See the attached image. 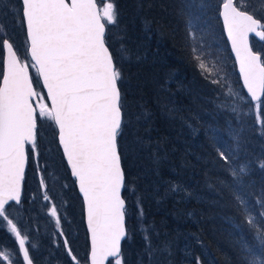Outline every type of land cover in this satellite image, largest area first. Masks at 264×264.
Masks as SVG:
<instances>
[{
	"label": "trees",
	"instance_id": "obj_1",
	"mask_svg": "<svg viewBox=\"0 0 264 264\" xmlns=\"http://www.w3.org/2000/svg\"><path fill=\"white\" fill-rule=\"evenodd\" d=\"M221 2L114 0L116 23L105 22L106 45L122 74L124 122L117 143L125 177L123 264H248L259 256L264 261V245L256 238L264 220L256 212L264 204V124L258 125L259 134L255 119L228 114L226 83L207 68L202 73L194 58L203 61L213 38L224 61L234 65L219 19ZM240 5L264 18V0H240ZM9 9L17 36L25 41L19 0H0V19L6 23ZM259 43L251 39L254 51ZM35 88L41 90L37 80ZM228 124L240 131L237 153L226 146ZM258 154L243 178L231 171L243 156ZM60 159L70 178L61 153ZM69 190L71 211L76 215L80 208L83 224L73 181ZM245 207L256 218L255 227L249 226Z\"/></svg>",
	"mask_w": 264,
	"mask_h": 264
},
{
	"label": "snow or ice",
	"instance_id": "obj_2",
	"mask_svg": "<svg viewBox=\"0 0 264 264\" xmlns=\"http://www.w3.org/2000/svg\"><path fill=\"white\" fill-rule=\"evenodd\" d=\"M19 3L22 5L21 23L26 26L28 52L43 79L51 106L31 103L33 97L43 98L33 89L27 64H21L9 39L0 36L3 63L0 218L7 222L19 246L15 262L6 251H0V261L19 264L22 255L23 264H34L26 246L28 236L22 235L21 229L9 218V209L10 202L21 203L29 151H36L38 120L47 119L58 128L64 157L83 194L91 234L90 264H105L108 258H114V264H123L121 241L126 238L127 230L125 201L121 197L124 173L117 143L124 122V105L118 86L122 74L105 39V21L112 25L117 20L114 0H108L102 10L97 9L95 0H19ZM220 16L239 63L244 87L256 102V120L264 124L260 111L264 105L261 100L264 96V57L250 45V34L264 41V18L242 7L240 0L235 3L223 0ZM0 30L6 34L3 22H0ZM194 58L202 73L206 71L205 63L198 56ZM212 83L219 81L212 80ZM28 145H31L30 150ZM41 187H45L43 180ZM44 199L49 197L45 195ZM240 203L245 201L240 199ZM261 208L259 216L264 217V204ZM51 215L57 217L56 207L51 209ZM248 222L253 227L257 224L250 214ZM56 223L59 227L58 217ZM259 225L256 238L264 245V231L260 230L264 229V220L259 221ZM261 254L264 255V249ZM68 255L77 260L70 249ZM248 264H264V261L257 257Z\"/></svg>",
	"mask_w": 264,
	"mask_h": 264
},
{
	"label": "rangeland",
	"instance_id": "obj_3",
	"mask_svg": "<svg viewBox=\"0 0 264 264\" xmlns=\"http://www.w3.org/2000/svg\"><path fill=\"white\" fill-rule=\"evenodd\" d=\"M7 1L10 3L13 0ZM97 2L100 3L99 10H102L108 0H97ZM12 16L13 13L9 9L6 13L7 23L0 19V22L6 25V34L3 30H0V34L3 38L9 39L19 59L29 67L35 88L36 80L39 82L37 72L28 59L26 40L22 41L16 34L11 19ZM211 40L213 41V49L211 51L207 48L203 50L202 55H205L203 62L211 75L219 78L222 84L226 83L228 91L226 94L231 98L228 103V114L239 118L247 116L248 121L250 119L256 120V104L251 103L247 98L240 83L236 84L237 81L234 79L235 76L238 79V76L235 67L224 61L221 45H217L219 43L215 42L213 38ZM259 44V51L264 57V41ZM35 92L39 97L43 98L37 99L38 103L47 104L42 89L35 88ZM260 111L261 115L264 116V105H262ZM260 124L256 120V128L259 134H261V128L258 126ZM228 126L231 133L229 135L231 141L230 144L226 142V146H233L234 151L237 153V150L241 148L237 142V134L240 131H236L234 126L231 128V124H228ZM51 130L56 136V129L52 121L47 119L38 120L36 151L34 153L29 151L21 203L18 205L12 204L9 210V218L21 229L22 235L28 236L26 246L29 247L30 256L34 258V264H77V261L78 264H86L88 254L87 233L84 222L82 224L81 221L80 208L78 207V214L76 215L71 211L70 205L73 202V197H71V190L69 189L72 187L73 180L65 174L61 164L60 152L53 142ZM27 148L30 150L31 145H28ZM228 151L234 159H238V157L234 156V151H230V147ZM258 156L259 154L254 156L253 159L243 156L235 163V167L231 171L240 175L248 174V165H255ZM241 168L244 169L243 172ZM41 180L44 181L45 187L43 188L41 187ZM45 195L49 197L48 200L44 199ZM53 207L57 209V217L60 221L59 227H57L56 223L57 217L51 215ZM257 208L256 212L259 213L262 208ZM81 210L83 218L82 207ZM66 241L67 247L65 246ZM32 245H35V247H32ZM18 249V243L15 240V236L8 230L7 222L0 218V251H6L10 259L15 262ZM69 249L77 258L76 261L68 255ZM258 258L263 261L260 256ZM112 261L114 264V260ZM0 264H6V262L0 261ZM19 264H23L22 255L19 256Z\"/></svg>",
	"mask_w": 264,
	"mask_h": 264
},
{
	"label": "water",
	"instance_id": "obj_4",
	"mask_svg": "<svg viewBox=\"0 0 264 264\" xmlns=\"http://www.w3.org/2000/svg\"><path fill=\"white\" fill-rule=\"evenodd\" d=\"M95 3H96V1H95ZM96 5H97V4H96ZM222 5H223V4L220 5L219 18H220V22H221V26H222V30H223V34H224L225 40H226V42H227V45H228V48H229L230 54H231V56H232V58H233V61H234V64H235V69H236V72H237V75H238V78H239V82H240V84H241V87H242V89H243L245 95L250 99L251 103H256V102H253V101L251 100V97H250V95L248 94L247 89L244 87V82H243V79H242L241 74H240L239 63H238L237 60H236L235 53L232 51L231 41L228 39L227 32H226V30H225V28H224V21H223V18L220 16V12L222 11ZM97 9H98V6H97ZM98 10H99V9H98ZM23 25H24V24H23ZM24 29H25V36H26V26H25V25H24ZM251 37L255 38L258 42H260V40H259L258 38H256V37H254V35L250 34V38H251ZM26 42H27V37H26ZM250 45H251V43H250ZM28 47H29V44H28V42H27V55H28L29 60H30V61L32 62V64L34 65V61L31 60L30 53L28 52ZM109 52H110V51H109ZM110 54H111V53H110ZM21 64H25V63H22V62H21ZM35 69H36V67H35ZM36 71H37V70H36ZM28 73H29V69H28ZM37 75H38V78H39V81H40L41 87H42V89H43V91H44V94H45V97H46V100H47L48 106H51V101L47 99V89L44 88V85H43V79H42V77L39 76L38 72H37ZM29 78H30V73H29ZM2 80H3V63H2V76H1L0 82H2ZM30 80H31V78H30ZM33 89H34V87H33ZM34 91H35V90H34ZM262 97H263V96H262ZM262 97H261V99H262ZM31 103H33L34 106L39 105V104H38V101H37V98H35V97L32 98ZM53 123H54V122H53ZM54 125H55V124H54ZM55 128H56V131H57V143H58V146H59V148H60V151H61V154H62L63 160H64L65 165H66V167H67V169H68V171H69L70 177L74 180V184H75L76 191H77V193H78V195H79V197L81 198V201H82V206H83V222H84L85 230H86V233H87V239H88L87 264H90V261L88 260V256H89L90 251H91V234H90V232L88 231V224H87V211H86V208H85V205H84L83 194H82V193L80 192V190H79V184H78V182L76 181V178H75V177L72 175V173H71V168H70V166H69L68 163H67V159H66V157H64V154H63V148H62V146H61L60 143H59L58 128H57L56 125H55ZM26 165H27V163H26ZM121 167H122V166H121ZM25 170H26V166H25ZM122 171H123V170H122ZM123 189H124V186L121 188V197H122ZM21 194H22V188H21ZM122 199H123V197H122ZM10 203H15V202H10ZM15 204H16V203H15ZM126 238H127V236H126ZM126 238H125V239H122V241H121V249H122V244H123V242L126 240ZM111 260H114V258H108V260L105 261V264H107V263H108L109 261H111Z\"/></svg>",
	"mask_w": 264,
	"mask_h": 264
},
{
	"label": "bare ground",
	"instance_id": "obj_5",
	"mask_svg": "<svg viewBox=\"0 0 264 264\" xmlns=\"http://www.w3.org/2000/svg\"><path fill=\"white\" fill-rule=\"evenodd\" d=\"M221 4H223V0H222ZM221 4H220V5H221ZM191 5H192V3H191ZM21 6H22V5H21ZM198 7H199V6H198ZM219 11H220V8H219ZM219 19H220V18H219ZM251 39L256 40L255 38L251 37V38H250V42H251ZM256 41H257V40H256ZM257 42H258V41H257ZM260 42H262V41H260ZM234 65H235V64H234ZM235 70H236V69H235ZM236 73H237V72H236ZM237 76H238V75H237ZM238 79H239V78H238ZM239 83H240V82H239ZM240 85H241V84H240ZM241 88H242V87H241ZM242 90H243V89H242ZM243 92H244V91H243ZM239 144H240V143H239ZM241 146H242V145H241ZM246 160H247V159H246ZM231 162H232V161H231ZM227 171H228V170H227ZM218 172H219V171H218ZM230 173H231V172H230ZM258 174H259V173H258ZM258 174H257V175H258ZM231 175H232V174H231ZM242 175H243V174H242ZM242 175H240V176L242 177ZM262 175H263V174H262ZM243 176H244V175H243ZM250 176H251V175H250ZM228 178H229V177H228ZM242 178H243V177H242ZM230 179H231V178H230ZM230 179H229V180H230ZM234 179H235V178H234ZM240 179H241V178H240ZM252 180H253V179H252ZM252 180H251V182H252ZM234 181H235V180H234ZM242 182H243V181H242ZM242 182H241V183H242ZM238 183H239V182H238ZM252 183H253V182H252ZM234 184H235V183H234ZM227 185H229V184H227ZM231 185H233V184H230V186H231ZM236 185H238V184L236 183ZM242 186H243V185H242ZM242 186H241V187H242ZM238 187H239V186H238ZM244 187H245V186H244ZM230 188H231V187H230ZM231 189H232V188H231ZM237 189H238V188H237ZM242 190H243V189H242ZM259 190H260V189H259ZM263 191H264V190H263ZM232 192H233V191H232ZM233 193H234V192H233ZM166 196H167V195H166ZM181 197H182V196H181ZM188 197H189V196H188ZM213 197H214V196H213ZM240 197H241V196H240ZM175 198H176V197H175ZM248 198H249V197H248ZM263 198H264V197H263ZM204 199H205V198H204ZM242 199H243V198H242ZM211 201H212V200H211ZM252 202H253V201H252ZM206 204H207V203H206ZM208 204H209V203H208ZM208 204H207V205H208ZM218 205H219V204H218ZM214 206H215V205H214ZM251 207H252V206H251ZM253 207H254V206H253ZM10 209H11V208H10ZM10 209H9V210H10ZM244 209H246V207H245ZM252 209H253V208H252ZM244 211H245V210H244ZM247 212H248V214H249V211H247ZM251 212H252V211H251ZM243 215H245V214H243ZM250 215H251V214H250ZM245 217H248V216L245 215ZM236 218H237V217H236ZM238 218H239V217H238ZM239 219H240V218H239ZM245 219H246V218H245ZM245 219H244V221H247V220H245ZM247 219H248V218H247ZM235 220H236V219H235ZM241 220H243V219H241ZM232 221H233V220H232ZM230 223H231V222H230ZM246 223H247V222H246ZM248 223H249V222H248ZM225 224H226V223H225ZM234 225H235V222H234ZM238 225H239V224H238ZM248 225H249V224H248ZM236 226H237V225H236ZM249 226H251V225H249ZM248 228H250V227H248ZM234 229H235V228H234ZM156 251H157V250H156ZM205 262H206V261H205ZM207 262H208V261H207Z\"/></svg>",
	"mask_w": 264,
	"mask_h": 264
}]
</instances>
